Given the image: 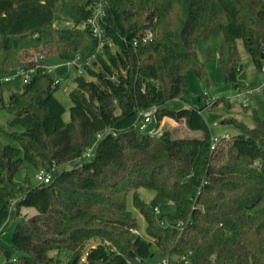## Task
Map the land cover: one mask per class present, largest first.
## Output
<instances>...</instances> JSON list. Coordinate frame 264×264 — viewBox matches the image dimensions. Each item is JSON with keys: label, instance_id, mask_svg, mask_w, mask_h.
I'll use <instances>...</instances> for the list:
<instances>
[{"label": "trees", "instance_id": "16d2710c", "mask_svg": "<svg viewBox=\"0 0 264 264\" xmlns=\"http://www.w3.org/2000/svg\"><path fill=\"white\" fill-rule=\"evenodd\" d=\"M97 2L104 8L100 53L85 24ZM56 16L72 25L54 26ZM218 30L226 80L236 81L241 68L237 39L262 70L264 0H0V77L34 70L0 107L9 113L8 127L21 126L0 130L15 142H0V228L14 221L12 249L0 244V264H146L152 243L161 256L191 264H264V120L255 111L253 127L222 119L240 132L219 137L210 150L202 109L169 106L188 98L187 70L204 74L198 38ZM51 53H80L90 77H74L68 120L54 96L58 77L45 66ZM151 106L158 119L183 120L200 135L142 133L138 110ZM24 163L45 167L49 182L25 177L18 184ZM140 187L153 198L144 201ZM128 195L149 238L133 232ZM21 208L35 213L16 219ZM53 249L69 250L68 259L50 255Z\"/></svg>", "mask_w": 264, "mask_h": 264}, {"label": "rangeland", "instance_id": "374dc122", "mask_svg": "<svg viewBox=\"0 0 264 264\" xmlns=\"http://www.w3.org/2000/svg\"><path fill=\"white\" fill-rule=\"evenodd\" d=\"M53 25L66 26L72 25V22L67 18L56 16ZM236 46L240 57L239 61L241 68L237 70L236 81H228L226 80L225 72L221 64V60H226L227 57V51L223 45L222 31L218 30L206 37L198 38L195 51L199 63L203 66L204 74L202 77L197 78L192 71L187 70L186 83L188 84L189 90L188 98L184 100H174L169 105L170 108L173 109L186 105L200 107L202 109L203 118L208 124L210 133L218 137H231L240 132L239 129L232 124L222 122L221 120L224 118H235L247 126L253 127L255 122L252 111H255L257 116L264 120V90L256 88L261 83H264V71H260L255 67L251 56L244 49L240 39L236 40ZM111 49H113L112 46ZM35 53L36 52L33 51L30 54L33 56ZM30 54H23V57L30 59L32 57ZM74 59L75 55H73L71 59H62L52 53L44 59L46 68H50L58 77V82L56 84L57 89L54 92V96L66 108L63 114L64 120H68V106L71 104L68 93L74 86V77L81 75L86 79H90L83 71L82 66L77 64V62L79 63V59L76 60L75 64L72 63ZM29 72L31 76L34 70L31 69ZM10 75L11 79L8 81H1L3 76L0 77V107L2 102L7 101L10 91H20L22 85L27 81L21 73L14 75L10 72ZM214 101H216L214 103L215 105L211 104ZM9 117V113L0 108V130L6 132L21 131L20 125H15L12 128L7 126L6 121ZM164 124L168 131V135L172 138L196 137L200 135L199 131L189 130L183 120H176L165 116ZM0 142L15 144V142L11 141L3 134L0 135ZM41 168L45 167H40L38 164L33 168L29 164L24 163V168L15 174L14 180L19 184L23 183V179L27 177L32 184H35L36 171ZM137 192L144 201H149L154 196L153 191L142 187L138 188ZM164 203L169 204L171 207L170 209H173L169 200H165ZM127 208L132 211L136 218L137 228L133 230V232L144 238H149L145 232L144 219L131 206L130 195L127 196ZM34 213L35 210L32 208H21L20 214L16 219H25ZM176 227H180L179 222L176 224ZM13 229L14 221L5 222L0 228V244L10 247V249H12L10 238ZM94 243L95 241H89L87 242V246L93 245ZM151 251L153 255L146 259V264H159L162 256L153 243L151 244ZM12 252L15 253L14 250H12ZM69 253L67 249H53L49 251L50 255L58 257L62 262L68 259ZM171 257L176 262L175 264H191L189 261L183 263L182 258L177 255H171ZM2 261L3 258L0 257V263Z\"/></svg>", "mask_w": 264, "mask_h": 264}, {"label": "built area", "instance_id": "2783aa9c", "mask_svg": "<svg viewBox=\"0 0 264 264\" xmlns=\"http://www.w3.org/2000/svg\"><path fill=\"white\" fill-rule=\"evenodd\" d=\"M104 17V8H103V4L101 2H97L94 4V6L92 7L91 10V14L89 15V17L86 19L85 24L89 26V28L91 29V33L94 37H96L97 41H98V45L96 48V53H100L102 50V47L105 43V38L102 34V27H101V19ZM79 59V63L77 62L78 65L81 66L80 62L82 60H84L83 55L81 56L80 53L75 54V59L72 60V63L75 64L76 60ZM94 59V54H92L91 56L87 57L85 59L86 64H89L90 61H92ZM48 68V67H47ZM47 71H51L50 68L47 69ZM14 75L15 74H23L24 78H26L27 80L30 78V72L29 70H24L22 68H18L15 71L12 72ZM11 79V75H5L3 78H1V81H8ZM58 79L55 80V84H57ZM258 89H263L264 90V83H261L258 87H256ZM156 107L155 106H151L145 109H140L138 110V114H137V127L139 128V130L147 135L150 136H160L163 131L166 129V126L164 124V119L165 116L161 117L160 119L157 118L156 115ZM100 133L96 134V137L99 138L100 137ZM219 141V137L216 135H211L210 138V150H213L216 146V144ZM94 145L93 144L91 147H89L87 149V151L84 153V156H89L93 149H94ZM35 178L37 182H42V183H47L49 182L50 178H51V173L49 171H47L44 168L39 169L36 174H35ZM155 212H158V208L155 207ZM186 262V261H185ZM176 262L174 261V259H172L171 257H166V256H162L160 263L159 264H175Z\"/></svg>", "mask_w": 264, "mask_h": 264}, {"label": "water", "instance_id": "95a60500", "mask_svg": "<svg viewBox=\"0 0 264 264\" xmlns=\"http://www.w3.org/2000/svg\"><path fill=\"white\" fill-rule=\"evenodd\" d=\"M260 58L261 59H264V46L261 45V48H260ZM262 70L264 71V67L262 68ZM133 257H135L137 260H141L139 257H137L135 254H132Z\"/></svg>", "mask_w": 264, "mask_h": 264}, {"label": "crops", "instance_id": "0c3cea01", "mask_svg": "<svg viewBox=\"0 0 264 264\" xmlns=\"http://www.w3.org/2000/svg\"><path fill=\"white\" fill-rule=\"evenodd\" d=\"M161 255V254H160ZM171 257V256H170ZM172 258V257H171ZM185 261H183V263H184Z\"/></svg>", "mask_w": 264, "mask_h": 264}]
</instances>
